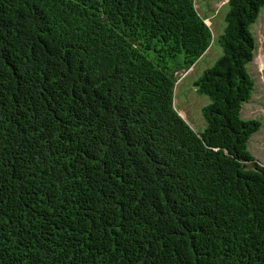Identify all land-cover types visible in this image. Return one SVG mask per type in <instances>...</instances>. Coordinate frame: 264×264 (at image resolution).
I'll use <instances>...</instances> for the list:
<instances>
[{
	"label": "trees",
	"instance_id": "1",
	"mask_svg": "<svg viewBox=\"0 0 264 264\" xmlns=\"http://www.w3.org/2000/svg\"><path fill=\"white\" fill-rule=\"evenodd\" d=\"M0 0V264H264V165L242 108L264 0Z\"/></svg>",
	"mask_w": 264,
	"mask_h": 264
},
{
	"label": "rangeland",
	"instance_id": "2",
	"mask_svg": "<svg viewBox=\"0 0 264 264\" xmlns=\"http://www.w3.org/2000/svg\"><path fill=\"white\" fill-rule=\"evenodd\" d=\"M227 2L228 0H195L198 13L206 19V24L212 31L213 41L209 50L194 67L178 75L174 90V106L179 115L196 132H202L206 126L202 110L210 103V100L196 92L194 83L222 55L217 37L226 25ZM251 31L256 40V51L248 70L254 79L255 88L251 100L242 108V118L256 120L261 124L259 131L248 142V151L260 164L264 165V8Z\"/></svg>",
	"mask_w": 264,
	"mask_h": 264
}]
</instances>
